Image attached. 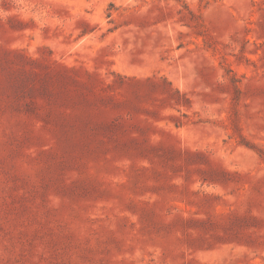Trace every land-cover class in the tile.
<instances>
[{"label":"rangeland","instance_id":"374dc122","mask_svg":"<svg viewBox=\"0 0 264 264\" xmlns=\"http://www.w3.org/2000/svg\"><path fill=\"white\" fill-rule=\"evenodd\" d=\"M0 264H264V0H0Z\"/></svg>","mask_w":264,"mask_h":264}]
</instances>
